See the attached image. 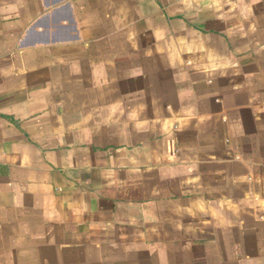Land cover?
Segmentation results:
<instances>
[{"label":"crops","instance_id":"0c3cea01","mask_svg":"<svg viewBox=\"0 0 264 264\" xmlns=\"http://www.w3.org/2000/svg\"><path fill=\"white\" fill-rule=\"evenodd\" d=\"M0 264H264V0H0Z\"/></svg>","mask_w":264,"mask_h":264}]
</instances>
